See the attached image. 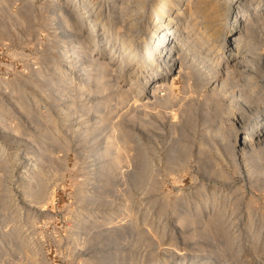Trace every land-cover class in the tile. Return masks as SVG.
<instances>
[{"label": "rangeland", "instance_id": "374dc122", "mask_svg": "<svg viewBox=\"0 0 264 264\" xmlns=\"http://www.w3.org/2000/svg\"><path fill=\"white\" fill-rule=\"evenodd\" d=\"M152 2L157 3V1L149 0L146 5L149 20H156V14L152 13L154 12ZM110 4L113 6L114 0ZM107 5L105 1L104 4L96 2V6L102 7L101 10L105 11L103 20L116 26L118 20L113 17L114 13L107 15L109 6ZM50 8H52L50 0H2L0 3V264H85L87 251H84L78 242V244L75 243L74 238L78 237L81 241L86 225L93 220L106 225V223L118 221L120 217L130 219L134 225L133 230L125 229L121 235H109L111 238L104 234L95 240L96 244L104 241L105 250L109 249L113 252L114 248L115 253L123 254L125 261L119 258L113 264H176L177 261L171 253L178 251L188 254L191 251L192 256L189 254V257H194L203 263L211 256L219 255L225 258L224 260L226 258L231 260L236 259L240 253L252 252L256 249L255 243L257 241L262 243L264 240V170L262 168L264 160L260 159L257 162L258 166H262L260 171L254 168L252 172H249V165L235 166L226 150L215 149L212 133L216 126L221 124V114H217L215 102L206 99L203 87V89L197 88L192 80L185 83L183 78L177 75L178 68L175 71L177 77L173 90L176 101L173 108H170L172 110H163L157 113L159 116L156 114L152 115L153 117L144 112L128 111L126 113L128 120L123 124H127L125 130H132L136 134L132 135L130 147H126L123 151L125 159L120 167L123 171L120 170L121 172L118 171L119 173L114 175L105 168V171L100 169L97 173L90 172V169L94 168L92 164L101 162L100 159L93 162V159H97L96 152L93 150L98 136L106 132L101 131V133L98 130L95 135H88V138H83L84 136L76 138L71 130L63 133L55 132L62 120L61 117L56 116L57 124L55 125L47 121L54 112L51 110L52 105L49 104L46 94L51 88L55 90L59 87L60 80L70 74L64 82V87H68L66 90L71 94L70 98L76 99L78 95L74 94L78 93L76 84L83 78L80 75L83 73L75 71L76 68L74 72L67 73V63L63 60L68 59L69 56L72 66H78L77 54L70 51L65 57L62 56L60 51L62 46L68 44L71 39L68 38V40L64 34L61 36L59 21L53 18ZM97 9H94L93 15ZM154 40L155 38L152 39ZM256 41L264 47V41H261L260 37H257ZM92 46L94 45L91 42L88 48ZM128 83L130 84L129 79H126L122 88L128 87ZM115 87L117 86L112 85L108 89L110 91H104L105 94L102 95L105 97L101 98L109 104L104 106L106 109L101 106L105 112L103 113L100 109L99 114L108 113L106 115H110V119L118 111L123 112L128 103L127 100L120 103L123 97L122 99L119 97L120 90ZM87 94V99L92 97L90 91ZM90 102L88 100L81 106V103L75 100L72 104L77 108L80 107L81 112V109L90 106ZM117 104L120 110L115 109ZM122 105H125L124 109ZM110 108L114 112L111 111L109 114ZM165 111L167 114L164 113ZM38 112H41L43 116ZM138 119H142L141 122ZM143 124H148L149 128L142 126ZM122 126L120 129H123ZM52 136L57 137L55 143L51 140ZM48 141L52 144L47 143ZM146 142H152L150 146L155 147V152L149 153L146 150ZM184 144L187 145L184 146ZM173 147L181 149L180 154L183 158H187V163L181 169L170 171L167 170L166 165L168 152ZM54 149L56 151L53 153ZM41 151L48 156L46 157ZM220 152L223 155H220ZM51 154L58 156H52L51 160L49 158ZM36 155L41 160H38V170L32 175L42 172L47 177V179L44 177L45 183H43L41 197L26 193L24 190L28 181L25 179L22 165L28 162L27 158L33 159ZM159 155L163 159H160ZM146 162L154 164V169L157 170V175L153 179L149 176L145 177L146 172L145 176L142 173ZM101 164L99 163L98 166ZM211 170H222L225 176L217 177ZM100 181L102 183H99ZM125 201L130 203V212L122 209L127 204ZM127 213L131 218L127 216ZM132 214H135L134 217ZM212 217L218 220H213ZM180 218H184L183 222H180ZM102 220L106 222L103 223ZM215 221L216 223H213ZM130 231L131 234L128 233ZM260 233L262 235L258 240ZM138 237L141 240H137ZM107 241L110 242L109 245ZM115 242L118 243L117 246H113L117 244ZM96 246L93 245L91 249ZM149 248H152L151 251ZM257 249L260 250V247ZM249 259L251 264H264L257 261L253 253ZM220 262L222 263L221 260Z\"/></svg>", "mask_w": 264, "mask_h": 264}, {"label": "bare ground", "instance_id": "6f19581e", "mask_svg": "<svg viewBox=\"0 0 264 264\" xmlns=\"http://www.w3.org/2000/svg\"><path fill=\"white\" fill-rule=\"evenodd\" d=\"M0 1L2 2V0ZM104 1L109 5L113 0H50L52 5V8H50L52 10L50 11L53 18L59 21V25H57L61 29V36L64 34L67 36V39H71L70 42L68 41V44L62 46L60 50L62 51L61 54L65 57L68 52L73 51V54L76 53V57L78 58L77 63H79V65H75L76 67L72 66L73 63H71L69 60V58L71 57L68 56V59L63 60L65 63H67V73L71 71L74 72V69L76 68L77 70L75 71L83 73L80 74L83 78L79 79L78 83L76 84V89L78 90V93H74L78 94L77 96L75 95L76 99L70 98L71 94H69V91L66 90L68 89V87H64V82L68 77H70V74L69 76L66 75L63 79L60 80L61 84H58L59 87H56L55 90H52L51 88L49 93L46 95L49 98V104L52 105L51 110L54 113H52L51 118H49V120L47 121L50 122H48L49 124H52L53 122L55 125L57 124L55 123L56 116H59V118L61 117L60 119L62 121H60V127L62 126L64 128H60L58 126L56 128L55 126V132L63 133L64 131L71 130L72 133L76 135V138H81V136H84L83 138H88L90 135L92 136V134L95 135L98 130H100V132H106L105 134L98 136L96 141L98 146L96 144L93 150L96 152L95 155L97 156V159L95 160L92 158L93 162H97V160L100 159L101 162L99 163L102 164L99 166V163L92 164L94 168L92 167V169H90V172L96 171L97 173V171H99L100 169H103L102 171H105V168L109 173H112L114 175V173H119L118 171L120 170L123 171L120 168L121 163L125 159V157L123 156V151L126 149V147H130V143L133 140L131 139L132 135L136 134L132 132V130H125L127 129V124H123H125V121L128 120V116L126 115V113L128 111H134L138 113L144 112V114L148 113L152 116L163 110L173 108L172 106H174V103L176 101V96L174 95L173 90L174 86L176 85L177 75L183 78L185 83L188 80H192L197 88L203 87L204 89H202L205 90L206 99H208V101L211 100L212 102H215L213 103L216 104V112L217 114H221V124H218L219 126H216L213 133L211 131L215 140V144H213L215 149L226 150L229 154V157L231 158V161L234 163L233 165L235 166L247 164L250 166L249 172H252L254 168L260 171L262 166H258L257 162L260 159L264 160V47L256 41V38L260 37V40L264 41V0H153L157 1V3L152 2V8H154V12L152 13L156 14V20H149L150 16L148 14L146 6L149 0H114L113 6L111 4V6L107 5L108 11H106V13H108L107 15L114 13L113 17L118 20V23L116 22V26L111 23L108 24V22L103 20L105 11L103 9L101 10L102 7L99 8L96 6V2H103L104 4ZM96 7L99 9H97ZM93 8L97 9L94 12L95 15L92 14L94 11ZM230 15H232V17H230ZM85 24H88V26H85ZM153 38H155L154 41H152ZM91 42L94 46H92V48H88L89 43ZM89 49L91 52L89 51ZM85 58H87V60H84ZM84 63L87 64L84 65ZM177 68V75H175V71L177 70ZM126 79H129L130 84L128 83V87L125 86V88H122V85L126 82ZM112 85L117 86L120 90L119 97H121V99L123 97V99L120 100V103H122V101L125 102L126 100V102L128 103L126 105V109L123 112L120 111L122 113L118 111L119 113L117 112V114L115 116H112L113 118L111 117L110 119V115H106L108 113L103 114L105 112L103 111V108H105L104 106L108 102L106 103V101L102 100L101 98L105 97L102 94H105L104 91L110 89ZM89 91L90 94H92V97H89L87 99L86 96L88 95L87 93ZM111 93L109 94L111 95ZM116 96L117 95L115 93V97ZM67 97L68 99H66ZM75 100L76 102H80L81 106L86 104L88 100L91 101V104L90 106L81 109L80 112V107L77 108V106H74L72 104V102H75ZM109 101L112 100L109 99ZM111 105L108 106L111 107ZM101 106H103V108H101ZM118 106L119 105L117 104L115 109L118 108V110H120ZM122 106V109H124L125 105ZM91 109H94L95 111L93 112ZM100 109L101 111H103L102 114H99ZM215 109L216 108H214V110ZM111 111L114 112L110 108L109 114ZM38 113L41 114V112ZM92 113L96 114L93 115ZM164 113L167 114L166 111ZM125 115L127 117H125ZM46 117L48 116L46 115ZM148 124H143L142 126H147V128H149ZM121 126L123 127V129H120ZM153 127H155V125ZM71 134L70 136H72ZM52 137L51 140L53 142L56 141L57 137ZM47 143H49V141ZM157 143H159V141ZM49 144H52V142ZM136 144H138V142ZM150 145H152V142L147 143L146 150L149 153L155 152V147ZM186 145L184 144V146ZM175 147H173V149L169 150L168 152L169 157H167L166 167L167 170L170 171L181 169V167L183 168L187 163V158H183L180 154L181 149H175ZM200 150H202V148ZM55 151L56 150L54 149L53 153ZM186 151L188 150L186 149ZM42 154H45V152L43 151ZM46 155L48 156L47 153L45 154V156ZM55 155L51 154L49 155V158L52 160V156ZM185 155L186 154H184V156ZM220 155L223 154H221L220 152ZM158 157L160 159H163L160 155ZM27 159L28 162L22 165V169L25 173V179L26 181H28V185L24 186V190H26V193H32V195L35 194L41 197L43 193V183H45V173L38 172V174L32 175L38 170V160L40 161L41 159H39V156L37 155L34 156L33 159L32 157L31 159ZM87 163L89 165V162ZM144 164L145 165L142 172L143 175L145 176L146 172L147 176L145 177L149 176L153 179L155 175H157V170L154 169V164L152 165L148 162ZM262 168L264 170V165ZM212 173L213 175H216L220 178H223L225 176L222 170H215L212 171ZM45 178L47 179V177ZM99 183L102 182L100 181ZM35 187L38 188L35 189ZM130 195H132V193ZM97 200L98 199H96V201ZM103 200L105 201L106 199L104 198ZM126 203L127 204L122 209L128 211L130 209V203ZM127 216L130 217L128 213ZM99 217H101V215H99ZM182 219L181 221H179L183 222ZM213 220L217 221L218 219L213 218ZM102 221L103 223L106 222L104 220ZM216 221L213 223H216ZM251 221L253 220L251 219ZM114 222H109L110 224L106 223V225H104L99 224L101 222L98 223L93 220L91 223L86 225V231L83 233L84 235L83 237H81V241L78 237L74 238V242H78L79 245H81V248L84 251H87V253H85V264H113L115 260L119 258V260H121V258L123 259V254L120 252L119 255L117 254V251V253H115L114 248L113 252H110L111 250H109L108 248V250H105L106 246L104 247L103 245L104 241H101L102 244L100 243V241L97 244L95 243V240H97L98 237L100 238L104 234H107L108 236L112 234L121 235L122 233H124L125 229L133 230L134 228V225L132 224V222H130V219L126 217H120L118 221L116 220V222ZM188 222L190 223V221ZM193 222L196 223L197 221L193 220ZM199 224L200 223H198V225ZM152 225L153 224H151V226ZM92 229L93 233H91ZM216 229H218V227ZM128 233L131 234L132 232L130 231ZM196 235L197 234L195 233V236ZM261 235L262 233L259 234L258 240H260ZM109 237L111 238V236ZM123 239L125 240V238ZM138 239L141 240L139 237L137 238V240ZM187 240H189V238H187ZM182 241L184 242V240ZM109 244L110 242H108V245ZM93 245H97L98 247L96 246V248L91 249ZM114 245L117 246L118 243L113 244V246ZM255 247L256 249L257 247H260V250L257 249V252L256 249H253L252 252H244L242 254L239 252L240 255L237 254L238 257L231 260H227V258L226 260H224L225 258L223 259L218 255L211 256V258H208V260L202 263L194 257H189L191 251L189 252V254L183 253L181 251L173 252L171 253V256L176 259L178 264H251V259H249V257L253 253L256 259H258L257 261H261V263H264V240L262 243L257 241L255 243ZM151 249L149 248L150 251ZM218 252L219 251H217V253ZM121 254L122 257H120ZM232 258H234V256ZM220 260L222 261V263L220 262Z\"/></svg>", "mask_w": 264, "mask_h": 264}]
</instances>
